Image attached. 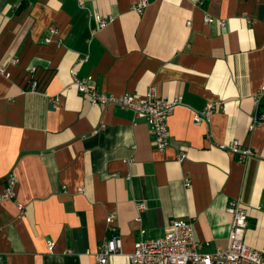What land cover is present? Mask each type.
I'll list each match as a JSON object with an SVG mask.
<instances>
[{
  "label": "crops",
  "instance_id": "1",
  "mask_svg": "<svg viewBox=\"0 0 264 264\" xmlns=\"http://www.w3.org/2000/svg\"><path fill=\"white\" fill-rule=\"evenodd\" d=\"M139 1L0 0L5 264H101L96 253L112 233L123 237V253L106 264H131L136 241L163 237L177 218L193 220L203 250L214 252L228 244L230 200L247 211L245 242L264 246V93L255 102L264 0H146L142 14L132 9ZM96 13L112 20L92 30ZM52 26L58 33L47 42ZM73 67L107 93L154 87L180 97L169 146L157 149L132 111L93 105L73 85ZM209 101L221 103L209 125H195L194 111ZM235 139L257 155L241 160L219 146ZM11 173L16 196L2 198Z\"/></svg>",
  "mask_w": 264,
  "mask_h": 264
},
{
  "label": "built area",
  "instance_id": "2",
  "mask_svg": "<svg viewBox=\"0 0 264 264\" xmlns=\"http://www.w3.org/2000/svg\"><path fill=\"white\" fill-rule=\"evenodd\" d=\"M205 1L199 0V3L203 4ZM147 6L148 2L146 0H140L133 4L132 9L142 14ZM91 19L95 23V27H92V30L102 28L112 20L111 17H102L97 13L91 14ZM214 20V17L209 15L205 17L206 22L210 23ZM220 23L224 25L226 21L221 19ZM57 33V27L52 26L50 35L45 40L52 42V36ZM85 59L82 58L81 61ZM0 71L4 72L5 69L0 67ZM31 72L33 73L34 69ZM7 75L9 74L7 73ZM71 75L73 85H76L78 91L85 95L93 105L103 106L104 109L118 107L132 111L137 118L145 119L148 122L153 133V145L157 149L165 150L169 146L171 139L169 117L180 104V97L173 100L163 98L157 94L154 87H151L145 94L124 93L117 95L107 93L97 88L92 76L78 77L75 67L71 69ZM32 87L36 89L37 81H33ZM263 93L264 85L255 95L256 103H258L259 97ZM49 100L52 103H58L61 100V96L50 97ZM220 103L221 101H209L202 110L194 111V124L209 125L211 116ZM260 118H255L251 128L254 127L255 123L260 122ZM219 146L237 154L241 160L257 155L255 150L242 145L236 139L228 144L220 143ZM189 182L188 179L186 184L189 185ZM16 184L15 174H9L8 185L1 197L14 198L16 196ZM20 208L23 211L22 206ZM138 208L139 210L144 209L145 203H140ZM226 210L232 216V225L228 244L224 249L219 248L214 252L204 251L202 242L196 238L193 220L177 218L171 221L163 237L158 239H138L135 243L134 252L128 255L131 264H264V246L255 248L245 242L249 218L244 206L236 200H230ZM116 215L114 211L109 212L107 216L109 225H112L115 221ZM123 245V237L118 233H112L99 245V250L96 253L97 261L101 264H106L111 256L123 253ZM52 246L53 243H50L51 248ZM0 264H5L1 251Z\"/></svg>",
  "mask_w": 264,
  "mask_h": 264
},
{
  "label": "water",
  "instance_id": "3",
  "mask_svg": "<svg viewBox=\"0 0 264 264\" xmlns=\"http://www.w3.org/2000/svg\"><path fill=\"white\" fill-rule=\"evenodd\" d=\"M261 13L263 12V10H262V8H261V11H260Z\"/></svg>",
  "mask_w": 264,
  "mask_h": 264
}]
</instances>
